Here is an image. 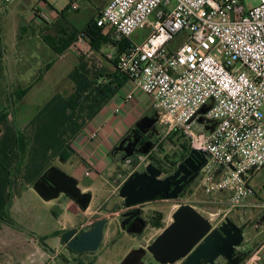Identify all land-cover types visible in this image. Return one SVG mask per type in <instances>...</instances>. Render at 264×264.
<instances>
[{"label": "built area", "instance_id": "2783aa9c", "mask_svg": "<svg viewBox=\"0 0 264 264\" xmlns=\"http://www.w3.org/2000/svg\"><path fill=\"white\" fill-rule=\"evenodd\" d=\"M13 1L0 0V16ZM96 25L112 41H130L116 69L151 97L166 134L178 131L191 149L208 153L196 188L222 194L231 207L241 205L252 192L250 178L264 166V0L254 6L239 0H110ZM146 25L145 39L131 40ZM181 31L183 41L174 44ZM202 107L209 109L201 114ZM96 137L97 131L89 134ZM145 158L136 153L123 165L138 167ZM132 173L116 175V191ZM204 216L214 227L226 214Z\"/></svg>", "mask_w": 264, "mask_h": 264}, {"label": "crops", "instance_id": "0c3cea01", "mask_svg": "<svg viewBox=\"0 0 264 264\" xmlns=\"http://www.w3.org/2000/svg\"><path fill=\"white\" fill-rule=\"evenodd\" d=\"M57 19L54 17L47 25ZM74 24L83 25L78 21ZM26 41L21 45V51L15 42L12 47H5V51L6 44L0 35V112L6 111V117L0 123V215L4 216V220L0 219V264H71L62 263L57 258L64 247L60 234L90 219L93 221L98 208L93 203L96 199L105 202L101 205L102 217L114 216V213H106L103 206L106 207L107 201L116 195L117 185L113 186L116 166L124 159L112 151L142 116L157 113V110L151 97L128 79L110 97L98 91L94 81L100 75L117 73L115 64L107 58L112 53L106 55L107 63L104 64L97 49L81 37L61 54L54 52L42 38L36 42L38 47H34L30 37ZM24 57L31 62L21 61ZM5 58L6 62H3ZM58 60L62 62L59 65ZM22 90L26 92L19 97ZM128 93L131 99H126ZM77 94L82 98L78 106L72 108L69 101H74ZM88 95L95 100V105L83 112ZM116 107L120 108L118 114L114 113ZM92 131H97V137L91 140L89 134ZM20 135L30 144L25 163L18 168ZM62 152L65 158L60 157ZM51 166L77 179L81 191L90 193L86 209L79 211L75 208V200L64 194L44 201L36 193L34 182ZM86 169L91 170L87 176L84 175ZM109 173L111 178H107ZM29 190L43 201V209L56 223V228L48 233L42 234L33 227L34 224L28 226L24 218H19L27 216L35 221L38 216L35 195L27 193L31 192ZM117 201L114 200L110 208ZM224 212L228 214L230 210ZM8 219L16 225L8 223ZM161 230L156 229L143 243H150ZM39 238L54 252L46 250ZM135 247L133 244L127 246L125 255ZM243 249L249 255L240 264H264V240H248ZM96 258L95 255L88 259L83 257L86 262L93 259V264H97Z\"/></svg>", "mask_w": 264, "mask_h": 264}, {"label": "water", "instance_id": "95a60500", "mask_svg": "<svg viewBox=\"0 0 264 264\" xmlns=\"http://www.w3.org/2000/svg\"><path fill=\"white\" fill-rule=\"evenodd\" d=\"M208 109L209 107H202L199 112L203 114ZM156 115L142 116L135 123V128L145 134L157 123ZM138 141L139 138L132 141L130 137L122 138L113 154L121 151L124 153L123 159L133 156L135 152L147 155L154 146L152 141L146 140L135 149ZM207 158L208 153L192 148L177 164L176 169L166 176L156 165L148 162L143 171L133 172L121 184L118 189L121 201L114 203L109 209L103 206V210L108 214L124 210L119 214L123 218L119 222L120 230L132 237L141 235L146 221L141 217L140 206L156 198L178 199L185 186L197 179ZM33 189L44 201L64 194L75 200L82 209H86L90 201V193L81 191L78 180L56 166L48 168L34 182ZM171 217V222L144 246V251L157 264H240L249 254L243 249L248 241V221L239 225L226 216L219 225L212 227L208 218L189 203L180 204ZM109 221V217H101L80 232H76L75 227H70L60 234V242L77 254L96 252L105 237ZM219 258L224 261H218ZM138 260L135 264H143L141 258Z\"/></svg>", "mask_w": 264, "mask_h": 264}, {"label": "rangeland", "instance_id": "374dc122", "mask_svg": "<svg viewBox=\"0 0 264 264\" xmlns=\"http://www.w3.org/2000/svg\"><path fill=\"white\" fill-rule=\"evenodd\" d=\"M45 1L48 4H46L43 0H15L12 3L7 4L4 10L5 12H3V15L0 19V35L3 37L4 44H6V46H4L3 48L5 49V51V47H12L14 42L18 44V49L19 51H21L23 49L21 45L24 44V42H27L26 39L28 37L31 38V43L34 44V47H38L35 46L36 42L38 39L42 38L44 34H55L57 36L55 26L47 24L51 23L54 17H59L55 13L56 10L59 11L66 5H69L70 7L69 12L66 13V19L72 20L76 23L78 21V23L84 24L88 20L90 15L99 13V11L110 0H75L78 5V9H72L70 6L71 2L69 0ZM258 2L259 0H239V3L245 6H254L257 5ZM47 15L50 18H48ZM58 20L59 19H57L56 21ZM61 21H63V19H61ZM149 32L150 27L148 25H146L144 28H139L131 35V40L136 43H140L145 39ZM184 36L185 33L181 31L176 36L174 44L181 43L184 39ZM97 51L99 57L102 58V63L104 64L107 63L105 61L106 55L108 53H112V55L115 56L117 52L116 47L109 41L100 42ZM50 54L48 56H50ZM53 56L51 55L50 58L56 60ZM23 59H25V61H28L29 63L31 62L29 61L30 59L27 60L26 57L21 58V61ZM51 59H49L48 57V60ZM5 60L6 58L3 59V62H6ZM61 63V60L57 61V65ZM85 100L86 104H84L82 108L83 112H85L86 109L91 108L92 105H95V100L91 98V95H88ZM87 103H90L91 105ZM159 129V133L153 139V143L155 144V146H153L152 149L156 152L157 157L162 159L165 154H172L176 150L177 145L168 138L170 133L166 134L165 129L162 125L159 126ZM177 136H181V133L178 132L177 135L173 137V140H175ZM184 139L187 140L183 136V140ZM148 162L152 161L147 157L144 159L142 165H139L138 167L128 164L124 166L121 162L118 166H116L115 176L118 173L125 174L129 171H143L145 168V164ZM163 175H165V173H163ZM110 176L111 173H109V176L107 178H109ZM253 177L249 180V185L251 186L252 192L239 206H229L226 202V197L222 194H220V196L218 194L209 195L206 194L202 189L196 188V186H192L193 188H191L188 193L184 194L176 200H156L153 202L145 203L140 207L144 208L143 215L151 211L161 212L163 214L164 226L171 222L172 212L182 203L193 204L194 206H196V208H199L200 212L204 215L217 212L219 218L225 216V214L227 213H225L224 211L228 209L230 210V212L227 215L230 218L238 220L239 217H242L243 219L252 221L253 225H251V227L246 230V237L248 240H264V166L258 173L256 172ZM116 185L117 182H114L113 186ZM29 191L31 192L27 193H30V195L34 193L33 195H35L34 197L36 199V202L34 204L36 214L38 216H35V221H32V219L28 218L27 216L19 218H24L28 226H32L31 224H34L33 227L42 234L43 232L48 233L56 228V223L52 215L47 210L43 209L45 207L43 201H41V199L35 194V192H32V190ZM116 199H119L118 190L116 191V195L114 196V198L107 201L106 207L110 208L111 203ZM93 203L96 207H98L92 217L93 221H96L102 217L103 212L101 210V205H103L105 202L96 199L93 201ZM75 208H77L79 211L81 210V208L77 204ZM55 211L56 210H54V212ZM118 214L119 212H114V216H109L110 221L106 226L104 232L105 237L100 245V248L96 252H93V254H84L83 257L87 256L88 259V257H93L95 255L97 256V264H118L119 259H121L125 255V249L127 246L133 244V246L135 247L142 242V236L143 240L147 239L152 236V234L156 230L155 228L147 226L144 229V233H142L143 235L141 234L140 237H136L131 240V236H128V234H124V232L120 230L118 225L119 222L117 220ZM60 251H62L63 253H67L65 247H62Z\"/></svg>", "mask_w": 264, "mask_h": 264}, {"label": "trees", "instance_id": "16d2710c", "mask_svg": "<svg viewBox=\"0 0 264 264\" xmlns=\"http://www.w3.org/2000/svg\"><path fill=\"white\" fill-rule=\"evenodd\" d=\"M69 8V5H66L60 11L57 10L59 20L56 21V23L54 22L52 24L55 26L57 36L55 34H44L42 36L43 41L57 54H61L62 52H64L68 48V46L78 37L85 39L93 49H97L100 42L109 41L116 47V55L113 56L112 59H110L116 65L118 56L127 48V46H129L130 41L128 39H122L118 42L112 41L109 37V34L104 33L103 28L96 25V16L98 15V13L90 15L88 20L82 26H77L72 20L66 19V13L69 12ZM61 19H63V21H61ZM103 78H105L104 81H102ZM126 80L127 77L117 70V73L115 72L114 74L100 75L98 79L94 81V83L101 94L106 97H110L115 94L119 88L122 87ZM25 92V90H22L19 94V97H21ZM81 98L82 96L80 94H77L74 101H69L70 107L76 108L80 103ZM5 117L6 111H1L0 123L2 120H4ZM177 133L178 131H171L168 137L170 140H172V142H174V144L177 145L176 150L172 154H165L163 158L160 159L157 157L156 152L151 149L150 152L145 155L149 160L152 161L154 165L161 169L162 173L168 174L173 169H175L177 164L181 162L191 150V147L187 140H183V134H181V136H177V138L173 140V137H175ZM18 142L20 147V162L18 164V168H21L25 163L27 148L30 143L22 135L19 136ZM60 157L65 158L63 152L62 154H60ZM153 214L154 216L150 221L151 226L156 229L163 228V214L161 212H153ZM0 219L4 220L3 214L0 215ZM6 221L12 225H16V223L11 219H8ZM40 242L46 250L52 253L54 252L46 245H43L44 243L42 242V239H40ZM66 250L67 253H61L57 255V258L60 262L71 264H93V259L88 260L87 262L83 259L84 254H77L69 248H67Z\"/></svg>", "mask_w": 264, "mask_h": 264}, {"label": "flooded vegetation", "instance_id": "af4514ba", "mask_svg": "<svg viewBox=\"0 0 264 264\" xmlns=\"http://www.w3.org/2000/svg\"><path fill=\"white\" fill-rule=\"evenodd\" d=\"M154 114H157V113H156V112H152L149 116H153ZM156 116L158 117V121H157V123L155 124V126H154L153 129L149 130L148 132H146V133L144 134V133L138 131V130L135 128V125H134V127L131 129V131H130L129 133H127V134L124 136V137H130V138H131V141H132L134 138H135V139H136V138H139V141H138V143H137L135 149L139 148V147L143 144V142H145L146 140H150V141L153 142L154 137L159 133V131H160L159 126H160L161 124H160V121H159V116H158V114H157ZM124 137H122V138H124ZM119 142H120V141H119ZM119 142H118V144H119ZM126 143H127V142H126ZM126 143H125L124 145H126ZM118 144H117V145H118ZM117 145H116V146H117ZM116 146H115V147H116ZM115 147H114V148H115ZM112 153H114V149H113ZM136 153H137V152H135L134 154H136ZM116 154H117V155H121L122 157H123V155H124V153L121 152V151H117ZM116 154H115V155H116ZM134 154H133V155H134ZM175 169H176V167H175ZM175 169H173V170H172L171 172H169L168 174H165L164 176L171 174ZM42 174H43V173H42ZM40 176H41V175H40ZM198 176H199V175H198ZM38 178H39V177H38ZM197 180H198V177H197V179H196L195 181H193L192 183L187 184V185L185 186V188L183 189V191L181 192V194H180L179 197H181V196H183L184 194L188 193V191H190L191 188H193L194 186H197ZM192 186H193V187H192ZM156 200H162V199L156 198V199H154L153 201H156ZM120 201H121V199L119 198L117 202H120ZM153 201H151V202H153ZM122 211H124V210L119 211V214H120V212H122ZM143 212H144V208L142 207L141 217L146 221V227L149 226V227H151V228H154V227L151 226L150 221H151V218L154 216L153 212H158V211H151V212H149V213H147V214H145V215H143ZM119 214H118V218H117L118 222H120V221L123 219L122 217H120ZM231 219H232V218H231ZM233 220H234L236 223H238L239 225H241V224H243V223H245V222L248 221V224H247L246 230H247L248 228H250L251 225H253V224H252V221H249L248 219H243L242 217H239L238 220H235V219H233ZM129 224H130V222H129L128 224H126V227H127ZM118 225H119V223H118ZM146 227H145V228H146ZM123 232H124V231H123ZM143 233H144V232H143ZM142 235H143V234H142ZM136 237L138 238V237H140V235L135 236V237H133V238H136ZM144 246H145V244L143 243V236H142V242H141L140 244H138L137 247H135L134 249H132L131 251H129L126 255H124V256L119 260V263H118V264H135V263H138V262H139V260H138L139 258H141V261H142L143 264H157L156 262L153 261V259L151 258L150 254L144 251ZM64 247L67 249V247H66L65 245H64ZM138 249H140V250H139V251H135V250H138ZM92 253H93V252H92ZM82 254H85V253H82ZM89 254H91V252H89ZM248 255H249V254H248ZM218 261L223 262L224 260H223L222 258H219Z\"/></svg>", "mask_w": 264, "mask_h": 264}]
</instances>
